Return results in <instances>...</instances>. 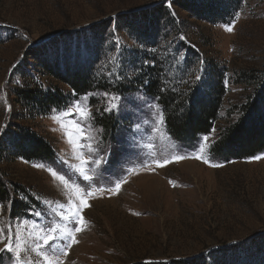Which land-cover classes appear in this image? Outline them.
Returning a JSON list of instances; mask_svg holds the SVG:
<instances>
[{
    "label": "rangeland",
    "instance_id": "rangeland-1",
    "mask_svg": "<svg viewBox=\"0 0 264 264\" xmlns=\"http://www.w3.org/2000/svg\"><path fill=\"white\" fill-rule=\"evenodd\" d=\"M206 2L212 12L219 4H235L237 9L209 19L196 17L194 12ZM128 20L143 25L139 30L145 28L149 40L156 38L157 48L151 53L163 66L165 85L180 77L193 82L204 71L218 72L224 98L210 134L190 147L172 139L164 123L151 131L156 127L153 117L161 110L141 89L125 95L110 93L120 98L113 101L118 107L110 112L118 127L110 140L102 137L93 121L91 129L84 128L94 138L93 146L95 140L102 141L99 155L105 162L85 166L87 174L96 177L91 185L94 196L83 211L86 227L77 234L78 243L68 250L64 264H264V152L227 162L209 154L219 134L246 116L245 107L264 75V0H0V139L15 124H24L55 152L51 162L11 155L0 159V178L9 200L21 205L11 215L12 204L2 203L0 227L16 225L17 217L25 220L16 228L23 241L22 258L39 262L30 251L29 241L39 233L29 212L45 211L49 201L53 207L64 205L58 211L67 210L68 199L76 198L71 186L65 188L48 169L76 179L81 188L85 183L63 161L80 165L81 136L72 127L73 118L64 112L86 94L63 109L20 119L21 107L11 93L24 82L40 81L46 88L56 86L69 93L65 84L43 75L30 53L52 60L70 37V56L73 52L77 66L89 68L83 50L99 44L104 59L96 66L98 74L123 83L124 73L139 76L143 64L139 59L137 63L122 59L126 54L138 56L136 51L143 49L132 38ZM106 104L99 95L82 101L93 112ZM83 151L88 159L87 147ZM176 156L186 158L175 160ZM118 181H126L118 192L97 190ZM0 264H13L8 253H0Z\"/></svg>",
    "mask_w": 264,
    "mask_h": 264
},
{
    "label": "trees",
    "instance_id": "trees-1",
    "mask_svg": "<svg viewBox=\"0 0 264 264\" xmlns=\"http://www.w3.org/2000/svg\"><path fill=\"white\" fill-rule=\"evenodd\" d=\"M237 2L239 0H230ZM203 5V4H202ZM184 9L188 10L186 6ZM237 5L228 4L222 7L220 4L213 8L205 5L199 11L194 12L196 17L208 18L210 15L222 16L236 11ZM200 12V13H199ZM198 15V16H197ZM128 29L136 43H140L142 51L136 53L138 56L128 54L122 59H131L138 62L141 60L142 68L139 76L124 73L123 83L111 82L105 74H98L96 66L104 59L101 47L96 44L95 48H86L83 51L88 54L89 68L77 66L73 52L69 53L68 42L73 38H66V46L53 55L50 60L42 58L38 53L31 52L30 56L39 62L43 75L50 76L65 84L69 93H64L60 88L44 87L40 81H29L12 89V95L21 107L20 119H34L46 115L53 109H63L79 96L95 91L109 92L117 95H125L141 89L143 95L154 99L164 116V127L167 134L184 146H194L202 136L210 134L218 120L221 102L224 98V88L221 76L218 72H206L200 74L199 79L193 82H185L180 77L177 81L164 84L163 66L157 61L156 54L151 51L157 48L156 38L149 40L147 30H139L141 26L128 20ZM97 28L93 34H98ZM62 43V42H61ZM72 51H74L72 49ZM75 52V51H74ZM39 57V58H38ZM145 61L148 63L145 64ZM79 65V64H78ZM88 66V65H87ZM19 73V72H18ZM161 88L165 90L160 91ZM252 102L245 107V117L237 123L228 127L219 134L220 138L209 146V154L213 159L221 162L232 160H244L253 158L264 152V75L259 77L255 88ZM156 96H160L157 101ZM255 99V100H254ZM249 120L248 124L246 120ZM94 124L101 128L102 137L106 140L113 138L118 127V120L113 113L94 112ZM5 132L0 139V159L6 155L22 158L33 162H51L55 152L51 145L44 139L38 137L29 126L15 124ZM9 202V191L6 184L0 178V202ZM13 201V200H12ZM12 213L18 212L21 205L16 201L12 203ZM17 209V210H16Z\"/></svg>",
    "mask_w": 264,
    "mask_h": 264
},
{
    "label": "snow or ice",
    "instance_id": "snow-or-ice-1",
    "mask_svg": "<svg viewBox=\"0 0 264 264\" xmlns=\"http://www.w3.org/2000/svg\"><path fill=\"white\" fill-rule=\"evenodd\" d=\"M171 5H169L170 7ZM238 15V14H237ZM233 29L231 26L227 28V31L231 32ZM184 39V37H181ZM148 62L145 61V64ZM119 79V76L116 77ZM199 79V77H197ZM19 83V82H17ZM165 89L161 88L160 91L163 92ZM92 95L101 96L106 102V106L103 108H97L95 111L100 113H110L115 110L118 105L113 101H117L120 98L111 95L109 92L101 93H89L84 97L76 100L72 103L64 115L73 118L72 127L80 133L81 143L79 145L81 149L80 165L69 164V161L64 160L63 163L67 165L73 174L79 178V180L85 182L84 187L81 188L80 183L72 177L66 176L58 172L54 168H49L48 171L53 179L62 182L65 188L71 186L73 189V195H75V200L68 199V203L71 204V208L67 210L58 211V209H64L63 204H58L56 207L52 206V202H46L45 211L31 210L29 212V217H35L32 220V226L39 233L36 235L29 244L31 245L30 251L36 253L40 258V261H25L22 258V238L16 231V228L23 226L25 220H21L17 217V224L13 225L9 222L5 227H0V253H8L9 259L12 260L13 264H64V258L68 256V250L73 247L74 244L78 243L77 234L81 233L86 227V220L83 215V211L89 208L91 205L88 202V198L94 196V192L91 190V185L96 183V177L87 174L85 166L91 163L95 166H102L105 162V158L99 155L102 150V141L95 140V145L91 143L94 139L89 137L84 128L87 125L89 129L92 127V121L94 120V112L92 111L90 105L82 106V101H86ZM157 101L160 100V96H156ZM74 109V110H73ZM79 116V120L74 118ZM164 122V116L162 111H158L156 116L153 117V123L156 127H153L151 131H158L159 125ZM99 132V130H97ZM207 141L208 137H204ZM87 147L88 159H84V148ZM203 147L200 148L202 152ZM186 157L176 156L175 160L185 159ZM199 158V157H197ZM259 159V157H257ZM170 161H165L167 163ZM207 162V161H205ZM157 166H163L160 161L155 162ZM39 167H44L39 165ZM131 171V170H129ZM126 181H118L109 189L98 188L97 190H109L113 192H118L121 188V184ZM172 183V181H169ZM9 205L11 201L8 202ZM3 205L0 203V214H2ZM43 218V219H41ZM60 221H64L63 226H61ZM67 241V243H63ZM28 245H25L27 248Z\"/></svg>",
    "mask_w": 264,
    "mask_h": 264
}]
</instances>
